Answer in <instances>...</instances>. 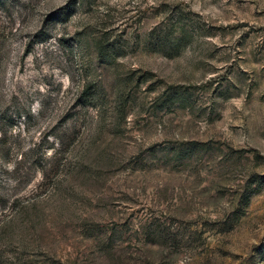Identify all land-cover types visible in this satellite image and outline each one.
<instances>
[{
    "label": "rangeland",
    "instance_id": "obj_1",
    "mask_svg": "<svg viewBox=\"0 0 264 264\" xmlns=\"http://www.w3.org/2000/svg\"><path fill=\"white\" fill-rule=\"evenodd\" d=\"M0 264H264V0H0Z\"/></svg>",
    "mask_w": 264,
    "mask_h": 264
}]
</instances>
